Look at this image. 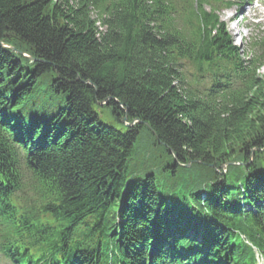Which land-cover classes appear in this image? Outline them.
<instances>
[{
    "label": "trees",
    "instance_id": "16d2710c",
    "mask_svg": "<svg viewBox=\"0 0 264 264\" xmlns=\"http://www.w3.org/2000/svg\"><path fill=\"white\" fill-rule=\"evenodd\" d=\"M222 3L0 0L5 257L264 258V56L241 60L219 20ZM144 129L153 148L145 169L131 171Z\"/></svg>",
    "mask_w": 264,
    "mask_h": 264
},
{
    "label": "rangeland",
    "instance_id": "374dc122",
    "mask_svg": "<svg viewBox=\"0 0 264 264\" xmlns=\"http://www.w3.org/2000/svg\"><path fill=\"white\" fill-rule=\"evenodd\" d=\"M242 9L243 11L248 10V14H253L254 12L253 10L249 11L248 6H245ZM240 14L241 13L238 11V9L232 8L231 10H224L220 15L222 19L227 21L229 24L233 41L236 44H240L242 40L241 45L245 46L244 49H246L247 45L252 44L254 41H259L264 37V23L261 22L258 25H252L247 19L243 18L244 15ZM259 72V76L264 74V66ZM152 142V136L146 129H144L139 135L134 154L128 163L129 169L131 171L145 169V164L150 156L151 149L153 148ZM154 148H158V152L161 151L160 145H157ZM159 154H161V157L155 158V160L158 162L164 161L162 153ZM183 167L184 169H181V173L182 175H186L191 166Z\"/></svg>",
    "mask_w": 264,
    "mask_h": 264
},
{
    "label": "bare ground",
    "instance_id": "6f19581e",
    "mask_svg": "<svg viewBox=\"0 0 264 264\" xmlns=\"http://www.w3.org/2000/svg\"><path fill=\"white\" fill-rule=\"evenodd\" d=\"M9 49L13 52H17V49L15 47H10Z\"/></svg>",
    "mask_w": 264,
    "mask_h": 264
},
{
    "label": "water",
    "instance_id": "95a60500",
    "mask_svg": "<svg viewBox=\"0 0 264 264\" xmlns=\"http://www.w3.org/2000/svg\"><path fill=\"white\" fill-rule=\"evenodd\" d=\"M175 160L177 161V157L175 156ZM191 165V162L187 164V166H190Z\"/></svg>",
    "mask_w": 264,
    "mask_h": 264
}]
</instances>
